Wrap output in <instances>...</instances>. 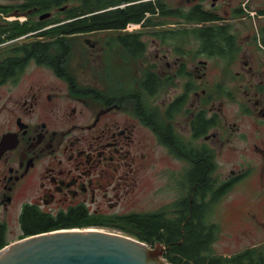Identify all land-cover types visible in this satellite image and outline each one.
Instances as JSON below:
<instances>
[{
	"label": "flooded vegetation",
	"instance_id": "flooded-vegetation-1",
	"mask_svg": "<svg viewBox=\"0 0 264 264\" xmlns=\"http://www.w3.org/2000/svg\"><path fill=\"white\" fill-rule=\"evenodd\" d=\"M135 1L156 9L111 40H57L64 7L0 0V221L83 204L217 236L238 191L244 229L264 235V0ZM147 194L155 207L135 209Z\"/></svg>",
	"mask_w": 264,
	"mask_h": 264
},
{
	"label": "trees",
	"instance_id": "trees-1",
	"mask_svg": "<svg viewBox=\"0 0 264 264\" xmlns=\"http://www.w3.org/2000/svg\"><path fill=\"white\" fill-rule=\"evenodd\" d=\"M162 15L169 12L165 4L157 3ZM25 7H38L40 9H58L64 7L62 13L66 14V22L60 23V13L56 12L57 25H53L50 34L60 40L63 34L67 37L85 33L108 31L109 29H123L127 23L138 22L143 19L145 12L156 9L150 1L134 2V0H25ZM114 6V7H113ZM29 28L20 29L23 33ZM198 36L204 38L215 35L221 37L222 32L213 29H201ZM182 34V32H180ZM167 40L178 37V33L170 35L162 33ZM181 36V35H180ZM120 40H137L135 33L130 36H119ZM68 40V39H67ZM220 40H212V46L219 49ZM215 49V51H216ZM203 170L196 172L201 178ZM21 233L19 238L46 231L68 229L108 227L115 228L126 234L154 245L160 242L164 246V258L170 264H264V245L246 247L238 252L223 255L212 249L216 236L205 232V222L196 219L189 221H159L154 217L145 218L137 216L107 218L94 212L83 204H73L56 211L49 212L34 205H25L18 217ZM8 226L0 221V249L9 243Z\"/></svg>",
	"mask_w": 264,
	"mask_h": 264
},
{
	"label": "water",
	"instance_id": "water-1",
	"mask_svg": "<svg viewBox=\"0 0 264 264\" xmlns=\"http://www.w3.org/2000/svg\"><path fill=\"white\" fill-rule=\"evenodd\" d=\"M164 251L158 241L150 247L121 231L68 228L6 244L0 249V264H170Z\"/></svg>",
	"mask_w": 264,
	"mask_h": 264
},
{
	"label": "rangeland",
	"instance_id": "rangeland-1",
	"mask_svg": "<svg viewBox=\"0 0 264 264\" xmlns=\"http://www.w3.org/2000/svg\"><path fill=\"white\" fill-rule=\"evenodd\" d=\"M175 1L177 0H174V2ZM111 33L112 32H109V31L85 33V34L67 37V39L68 40H84V39L111 40V37H110ZM148 40H150V37ZM104 61H106L105 57H104ZM116 61L119 62V60L117 59ZM214 67L215 66L212 67V71H213L212 75L218 69V66H216V68ZM229 167H231V164H227L226 168H229ZM236 192L238 191H234L228 196V199H227V201H229L228 209L225 211V214L224 216H222V219L217 222L220 226V232L216 236L214 243H212L213 251L217 254L229 255V254L238 252L240 250H243L246 247L264 245V235L260 234L261 233L260 231L258 232L256 230L254 232H248L246 231L247 229H244L245 223L242 220L243 212L241 208L238 206L239 202L236 200V198L233 201L229 200L236 194ZM159 200H160V196L153 195V194H147L146 202L141 203V205H136L134 208L135 209L153 208L157 204L156 202H158ZM18 214H19V211L17 210L14 213V216L11 219H9L7 222L8 238L10 242L18 240L19 235L21 233V228H20L19 221H18ZM97 228L121 231L115 228H108V227H97ZM260 228L261 227L258 226V229ZM149 246L153 247L154 245L149 244Z\"/></svg>",
	"mask_w": 264,
	"mask_h": 264
}]
</instances>
